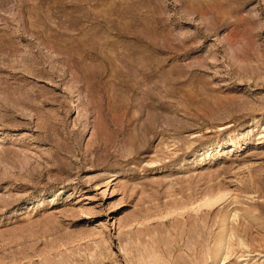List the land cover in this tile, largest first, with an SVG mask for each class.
Masks as SVG:
<instances>
[{
  "label": "rangeland",
  "instance_id": "obj_1",
  "mask_svg": "<svg viewBox=\"0 0 264 264\" xmlns=\"http://www.w3.org/2000/svg\"><path fill=\"white\" fill-rule=\"evenodd\" d=\"M0 264H264V0H0Z\"/></svg>",
  "mask_w": 264,
  "mask_h": 264
},
{
  "label": "bare ground",
  "instance_id": "obj_2",
  "mask_svg": "<svg viewBox=\"0 0 264 264\" xmlns=\"http://www.w3.org/2000/svg\"><path fill=\"white\" fill-rule=\"evenodd\" d=\"M226 256V255H225ZM227 257V256H226Z\"/></svg>",
  "mask_w": 264,
  "mask_h": 264
}]
</instances>
